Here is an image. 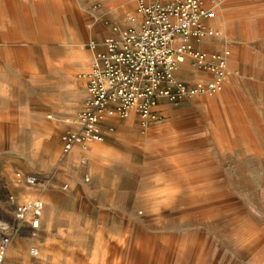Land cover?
<instances>
[{"label": "rangeland", "instance_id": "374dc122", "mask_svg": "<svg viewBox=\"0 0 264 264\" xmlns=\"http://www.w3.org/2000/svg\"><path fill=\"white\" fill-rule=\"evenodd\" d=\"M22 1L23 23L12 48L0 51V91L21 97L16 124L0 130V181L20 201L36 197L44 208L37 236L15 238L2 264H112L120 237L132 239L120 255L124 264H175V253L166 263L173 239L192 242L186 264H260L264 101L258 105L253 85L239 107L223 102L218 112L209 100L219 92L201 104L184 99L163 113L166 120L143 126L130 115L128 128L63 153L62 133L75 126L87 94L103 0ZM209 119L222 122L209 132ZM29 173L38 184L17 186Z\"/></svg>", "mask_w": 264, "mask_h": 264}, {"label": "built area", "instance_id": "2783aa9c", "mask_svg": "<svg viewBox=\"0 0 264 264\" xmlns=\"http://www.w3.org/2000/svg\"><path fill=\"white\" fill-rule=\"evenodd\" d=\"M136 11L138 22L124 28L111 26L103 49L95 52L83 107L75 126L61 136L63 153L76 145L86 148L89 140L102 141L100 124L106 117L122 119L134 112L140 124L147 126L161 120L157 111L161 100L177 103L214 95L222 89L230 51L208 52L195 46L209 31L205 21L214 16L205 0H136ZM213 33L218 34L216 30ZM89 46L95 47L94 43ZM186 59L212 77L194 83L177 79L174 72ZM15 182L31 188L38 184L39 177L35 173L19 175ZM2 201L0 264L15 238L37 236L44 208L36 197L20 201L0 181ZM29 253L37 256V247H30Z\"/></svg>", "mask_w": 264, "mask_h": 264}, {"label": "crops", "instance_id": "0c3cea01", "mask_svg": "<svg viewBox=\"0 0 264 264\" xmlns=\"http://www.w3.org/2000/svg\"><path fill=\"white\" fill-rule=\"evenodd\" d=\"M124 1L103 0L105 19L98 27L96 47L91 48L94 54L103 49L102 38L111 33V26L124 28L138 22L136 0H134L135 7L132 6L128 10L123 5ZM212 8L214 10L213 18L205 21L209 31L205 38L196 43L195 46L208 52L228 49L230 54L227 58L223 87L209 101L214 104V109H218V112L223 102L228 106L239 107L241 98L243 100L247 98L248 84H252L256 97L258 96L260 99L258 105L262 106L264 101V0H225L224 5ZM23 13L22 0H0V36H7L4 40L0 39L1 52L12 48L11 45L14 42L12 36L16 34V28L23 23ZM214 30L218 32L217 35L213 33ZM7 74L13 76L14 72L10 71ZM174 75L177 79L189 83L212 77L209 72L195 67L189 59L177 67ZM20 100L21 97L15 96L13 90L0 91V130L16 124V115L20 112L21 107ZM192 100L196 104L203 102L202 96L193 97ZM173 104L176 103L161 100L157 105L158 113L163 117L165 111L173 114L178 110V108L173 107ZM179 109H183V107L181 106ZM130 115L135 116V113L131 112L128 117L122 119L106 117L100 124L102 133L105 135L106 131L112 132L114 130L115 132L119 127L128 128ZM164 120H166L165 117ZM221 122V119L218 121L209 119L206 125L207 131H213L209 124L211 126L212 123L214 125ZM5 145L6 140L0 136V148L5 147ZM2 154L0 151V158L3 156ZM17 195L22 198L19 192Z\"/></svg>", "mask_w": 264, "mask_h": 264}, {"label": "bare ground", "instance_id": "6f19581e", "mask_svg": "<svg viewBox=\"0 0 264 264\" xmlns=\"http://www.w3.org/2000/svg\"><path fill=\"white\" fill-rule=\"evenodd\" d=\"M186 185V184H185ZM208 189V188H207ZM194 192V191H193ZM169 193V192H168ZM213 197V196H212ZM167 199V198H166ZM173 199V198H172ZM228 202H229V200H228ZM160 204V203H159ZM219 204V203H218ZM216 207V206H215ZM219 207V206H218ZM224 207V206H223ZM222 207V208H223ZM165 208V207H164ZM203 208V207H202ZM220 208V207H219ZM199 209V208H198ZM206 209V208H205ZM208 209V208H207ZM215 209V208H214ZM177 210H179V209H177ZM176 210V211H177ZM181 210H182V208H181ZM175 211V210H174ZM183 211V210H182ZM200 211V210H199ZM180 212V211H179ZM178 212V213H179ZM186 212V211H185ZM185 212H184V214H185ZM212 212V211H211ZM176 213V212H175ZM183 213V212H182ZM203 213V212H202ZM180 214H178V216H179ZM203 215V214H202ZM181 217H183V216H181ZM164 218V217H163ZM201 218H202V216H201ZM251 218V217H250ZM183 220V219H182ZM262 220V219H261ZM185 221H187V220H185ZM204 226V225H203ZM70 230V229H69ZM264 230V229H263ZM215 232V231H214ZM194 233V232H193ZM204 234V233H203ZM169 237H170V235H169ZM118 239V238H117ZM136 241H142L143 242V240L142 239H140V238H136L135 239ZM160 240V239H159ZM168 240V239H167ZM131 241H132V239L130 238V237H128L127 239L125 238V237H120L119 238V242H118V246H117V249H116V251H117V256H116V258H115V261L112 263V264H124V262H122L121 263V261H120V258H121V252H122V250H123V248H124V246H126V245H129V243H131ZM170 241V240H169ZM186 240L184 239V240H182V241H180V239H173L168 245H167V251H168V256H167V259H166V263L169 261V259L174 255V253L176 254V263L175 264H186V253H188V252H190V250H191V247H192V242L191 241H186ZM159 242V241H158ZM167 242V241H166ZM157 245V244H156ZM159 247V246H158ZM207 248V247H206ZM140 249V248H139ZM162 250V249H161ZM260 250V249H259ZM10 251V250H9ZM187 251V252H186ZM216 251V250H215ZM256 251V250H255ZM254 251V252H255ZM14 252V251H13ZM131 252V251H130ZM203 252H205V251H203ZM202 252V253H203ZM209 252V251H208ZM12 254V253H11ZM43 252H41V254H40V256L41 257H43ZM134 254V253H133ZM166 254V253H165ZM165 256V255H164ZM130 257H132V254L130 253ZM196 258V257H195ZM53 259V258H52ZM105 259V258H104ZM204 259V258H203ZM205 259H206V257H205ZM204 259V260H205ZM231 259V258H230ZM257 259H259L258 261H259V263L260 264H264V255L263 256H257ZM195 260V259H194ZM203 260V261H204ZM113 261V260H112ZM202 261V262H203ZM211 261V260H210ZM262 261V262H261ZM241 262V261H240ZM220 263V262H219ZM101 264H104V262H102ZM199 264H200V262H199ZM203 264V263H202ZM253 264V263H252Z\"/></svg>", "mask_w": 264, "mask_h": 264}]
</instances>
